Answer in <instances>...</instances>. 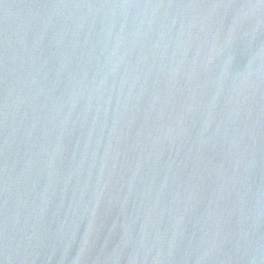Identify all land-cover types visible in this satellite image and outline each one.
<instances>
[{
    "label": "water",
    "instance_id": "water-1",
    "mask_svg": "<svg viewBox=\"0 0 264 264\" xmlns=\"http://www.w3.org/2000/svg\"><path fill=\"white\" fill-rule=\"evenodd\" d=\"M0 264H264V0H0Z\"/></svg>",
    "mask_w": 264,
    "mask_h": 264
}]
</instances>
